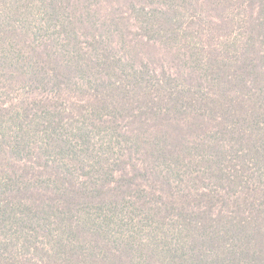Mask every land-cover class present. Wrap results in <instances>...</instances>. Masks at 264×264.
<instances>
[{
  "label": "trees",
  "instance_id": "obj_1",
  "mask_svg": "<svg viewBox=\"0 0 264 264\" xmlns=\"http://www.w3.org/2000/svg\"><path fill=\"white\" fill-rule=\"evenodd\" d=\"M0 264H264V0H0Z\"/></svg>",
  "mask_w": 264,
  "mask_h": 264
},
{
  "label": "rangeland",
  "instance_id": "obj_2",
  "mask_svg": "<svg viewBox=\"0 0 264 264\" xmlns=\"http://www.w3.org/2000/svg\"><path fill=\"white\" fill-rule=\"evenodd\" d=\"M240 13H242L241 11H240ZM148 53H153V55L151 56V57H154V51H151L150 50V52H148ZM157 54V53H156ZM156 59V58H155Z\"/></svg>",
  "mask_w": 264,
  "mask_h": 264
}]
</instances>
